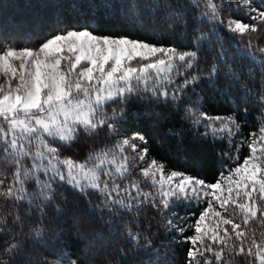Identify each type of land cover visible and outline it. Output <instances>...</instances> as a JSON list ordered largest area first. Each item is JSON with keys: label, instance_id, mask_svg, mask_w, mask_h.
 <instances>
[{"label": "trees", "instance_id": "16d2710c", "mask_svg": "<svg viewBox=\"0 0 264 264\" xmlns=\"http://www.w3.org/2000/svg\"><path fill=\"white\" fill-rule=\"evenodd\" d=\"M213 2L224 21L227 14L232 16L228 10L241 12V4L264 5V0ZM206 3L0 0V45L37 46L58 31L88 27L98 35L128 36L179 51H196L193 67L181 68L172 74V83L163 84L161 90L168 91L167 97L141 91L122 103L110 102L105 114L111 118L115 110L116 118L109 122L115 124L116 131L107 126L95 133L81 131L74 142L61 146L60 152L83 160L90 152L112 148L139 133L145 137L140 143L148 156L166 169L215 182L221 171L226 172L225 166L233 164L228 156L234 155L241 137L247 138L264 119V54L255 51L264 46V25L250 35L232 33L211 19ZM205 115L234 117L241 134L232 137L230 145L226 134H214L207 127L214 122ZM246 154L244 145L240 155ZM13 171L14 166L0 152V179L5 180V186ZM40 178L44 180V174ZM26 187L29 192L40 191L34 180ZM46 194L51 199L34 196L16 202L0 197V264H186L192 247L186 237L194 234L188 225L207 206L206 200H176L167 210L145 203L129 211L106 205L95 190L81 191L59 180ZM251 226L260 230L255 221ZM180 227L185 228L183 233L178 231ZM128 229L140 234L141 246L133 242ZM145 236L151 240L150 246H144Z\"/></svg>", "mask_w": 264, "mask_h": 264}, {"label": "snow or ice", "instance_id": "6c2138e0", "mask_svg": "<svg viewBox=\"0 0 264 264\" xmlns=\"http://www.w3.org/2000/svg\"><path fill=\"white\" fill-rule=\"evenodd\" d=\"M195 6L200 7L199 3ZM217 7L207 0L211 19L228 31L245 36L262 30L264 5H249V11L255 13L250 20L255 23L221 20ZM255 51L264 54V46ZM196 60V51H179L128 36L98 35L88 27L58 31L37 46L0 45V76L4 77L0 83V152L14 166L11 182L5 186L0 179V197L16 202L34 196L51 199L46 191L50 193L59 180L81 191L95 190L106 205L129 211L145 203L167 210L176 200H206L207 206L188 225L194 234L186 237L192 245L186 264H241V260L243 264H264V119L247 138L241 137L234 155L228 156L233 164L226 165V172L221 171L215 182L166 171L155 158L149 161L147 149L138 151L134 142L145 141L139 133L112 148L90 152L83 160L61 155L60 147L74 142L81 131L95 133L104 126L116 131L109 122L116 118L115 110L111 118L105 114L110 102L122 103L141 91L167 97L168 91L161 90L163 84L172 83L174 72L192 68ZM205 119L214 122L207 125L214 134H226L230 145L231 138L241 134L232 116L205 115ZM244 145L247 154L241 156ZM129 148L137 153L131 159L125 155ZM132 160L144 162L139 169L143 179L129 180ZM33 180L40 191L27 189L26 184ZM144 184L152 190L145 191ZM253 221L260 230L251 226ZM178 231L183 233L185 228ZM128 234L141 246L140 234L131 229ZM144 241V246L151 245L147 236Z\"/></svg>", "mask_w": 264, "mask_h": 264}, {"label": "rangeland", "instance_id": "374dc122", "mask_svg": "<svg viewBox=\"0 0 264 264\" xmlns=\"http://www.w3.org/2000/svg\"><path fill=\"white\" fill-rule=\"evenodd\" d=\"M244 5H245V6H244ZM244 5L241 4V6H240V10H242V11H241V12L239 11L238 14H237V13H230V11L228 10V13H229L230 15H232V16H229V15L227 14V15H226V16L228 17L227 20H228L229 18H231V19H238V17H239L240 20H243V21L249 23V21H248V20H245V19H250V16L255 15V13L249 11V5H250L251 8H256V7H255L254 5H251V4L248 3V2L244 3ZM251 33H252V32H249L247 35H250ZM3 82H4V77H3V76H0V83H3ZM134 142L137 143V144L139 145V149H138V151L144 149V147L141 146L140 141L137 140V141H134ZM125 155L129 156V158L131 159L132 157H135V156L137 155V153L132 152V150L129 148V149L125 152ZM151 159H153V158H150V157L148 156V160L150 161ZM143 163H144V162H141V161H139V160H132V161H131L130 168H131V170H132V176H131V178H130L129 180H131V179H142V176H140V174H139V169H140V167L143 165ZM166 171H171V170L166 169ZM125 182L127 183L128 181H125ZM142 186H143L145 189H148V187H150V186L147 185V184H144V185H142ZM145 215H147V214H145Z\"/></svg>", "mask_w": 264, "mask_h": 264}]
</instances>
